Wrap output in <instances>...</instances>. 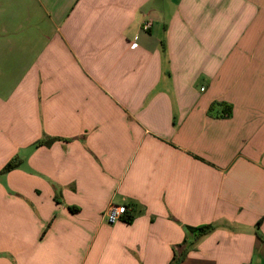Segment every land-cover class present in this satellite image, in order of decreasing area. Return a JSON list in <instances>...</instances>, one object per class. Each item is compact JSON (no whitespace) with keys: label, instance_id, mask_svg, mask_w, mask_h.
I'll list each match as a JSON object with an SVG mask.
<instances>
[{"label":"crops","instance_id":"0c3cea01","mask_svg":"<svg viewBox=\"0 0 264 264\" xmlns=\"http://www.w3.org/2000/svg\"><path fill=\"white\" fill-rule=\"evenodd\" d=\"M0 264H264V0H0Z\"/></svg>","mask_w":264,"mask_h":264},{"label":"trees","instance_id":"16d2710c","mask_svg":"<svg viewBox=\"0 0 264 264\" xmlns=\"http://www.w3.org/2000/svg\"><path fill=\"white\" fill-rule=\"evenodd\" d=\"M56 140V138H48V139H43L41 141H39L38 145H46V146H50L51 144H53V142ZM18 166V162L16 161V159H14L13 161H10L3 169V173L4 172H8L14 168H16ZM71 210H76L75 208H71ZM126 220L128 222L132 221V218H127L126 216ZM215 229V225L214 224H206V225H200L197 227H187V232H189L190 234L195 235L197 238H200L202 236H205L209 233H211L213 230ZM258 236L260 237L261 234L258 233ZM176 262V261H175Z\"/></svg>","mask_w":264,"mask_h":264},{"label":"built area","instance_id":"2783aa9c","mask_svg":"<svg viewBox=\"0 0 264 264\" xmlns=\"http://www.w3.org/2000/svg\"><path fill=\"white\" fill-rule=\"evenodd\" d=\"M149 24H146L145 28H149ZM127 214V207L125 205H111L107 211V220L110 224L122 220Z\"/></svg>","mask_w":264,"mask_h":264}]
</instances>
